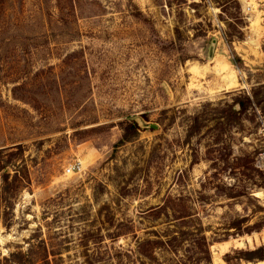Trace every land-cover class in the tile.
Returning a JSON list of instances; mask_svg holds the SVG:
<instances>
[{
  "label": "rangeland",
  "instance_id": "374dc122",
  "mask_svg": "<svg viewBox=\"0 0 264 264\" xmlns=\"http://www.w3.org/2000/svg\"><path fill=\"white\" fill-rule=\"evenodd\" d=\"M0 150V264H117L175 210L264 264V0H0Z\"/></svg>",
  "mask_w": 264,
  "mask_h": 264
},
{
  "label": "trees",
  "instance_id": "16d2710c",
  "mask_svg": "<svg viewBox=\"0 0 264 264\" xmlns=\"http://www.w3.org/2000/svg\"><path fill=\"white\" fill-rule=\"evenodd\" d=\"M245 100V101H244ZM244 100L238 98L231 105H226L222 110L221 114L228 117L229 120H236L237 116L244 111L248 105H250V98L245 97ZM138 128L135 127L133 132L137 136ZM3 150H0V158L3 155ZM5 162L0 159V172L4 171L2 175V184L0 193L7 194L14 191H20L26 186L30 185L28 169L25 165L20 166L17 170H14V176H12L11 185L8 180L11 177L10 174L5 170L7 166H3ZM236 196H229L230 199H235ZM245 199L252 203L257 200L246 194ZM4 207L8 210L13 209V204L10 200H4ZM257 209L264 212V209L260 206H256ZM163 210L168 208L163 206ZM177 218L176 222L178 225L170 224L169 228L162 233H154L155 240H144L136 242V248L126 250L125 252L114 251L115 261L117 264H211V255L209 251V242L204 235V230L199 228L198 230L191 231L188 223L185 222L189 218L184 212L174 211ZM245 221V218H243ZM240 222V223H243ZM231 229L237 231L234 236H240L243 234L251 235L254 231V226H247L242 232H240V226L238 223L234 224ZM258 232V230H255ZM42 251L45 255L41 258L42 264H53L54 260L49 259L47 253V247L42 244ZM234 255V260L237 262H263L264 261V244L260 247L255 248L252 251L249 250H233L231 251ZM113 256V255H112ZM224 262L231 264V257L229 254L224 256Z\"/></svg>",
  "mask_w": 264,
  "mask_h": 264
},
{
  "label": "water",
  "instance_id": "95a60500",
  "mask_svg": "<svg viewBox=\"0 0 264 264\" xmlns=\"http://www.w3.org/2000/svg\"><path fill=\"white\" fill-rule=\"evenodd\" d=\"M214 45H215V42L213 41L210 48H209V54H208V58L210 59L212 57V54H213V50H214Z\"/></svg>",
  "mask_w": 264,
  "mask_h": 264
},
{
  "label": "built area",
  "instance_id": "2783aa9c",
  "mask_svg": "<svg viewBox=\"0 0 264 264\" xmlns=\"http://www.w3.org/2000/svg\"><path fill=\"white\" fill-rule=\"evenodd\" d=\"M73 169H74V168L72 167V170H73ZM68 172H71V169H69Z\"/></svg>",
  "mask_w": 264,
  "mask_h": 264
}]
</instances>
